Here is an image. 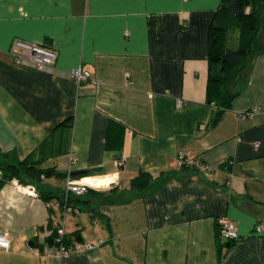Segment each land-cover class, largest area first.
I'll return each mask as SVG.
<instances>
[{
    "label": "crops",
    "instance_id": "crops-1",
    "mask_svg": "<svg viewBox=\"0 0 264 264\" xmlns=\"http://www.w3.org/2000/svg\"><path fill=\"white\" fill-rule=\"evenodd\" d=\"M220 1L0 0V163L32 152L60 174L0 187V264H264V51L208 124L207 30ZM14 39L55 50L54 65L15 63ZM78 67L89 72L79 84L68 75ZM180 151L202 164L180 168ZM68 169L114 180L70 196L78 212L63 215L40 194L59 197ZM139 172L151 179L133 188ZM220 217L236 240L217 235ZM57 225L68 244L99 246L48 256Z\"/></svg>",
    "mask_w": 264,
    "mask_h": 264
},
{
    "label": "trees",
    "instance_id": "trees-1",
    "mask_svg": "<svg viewBox=\"0 0 264 264\" xmlns=\"http://www.w3.org/2000/svg\"><path fill=\"white\" fill-rule=\"evenodd\" d=\"M218 7L207 30L209 67L205 101L214 105L213 113L208 121L210 125H214L223 111L231 106L233 98L245 84V70L249 59L264 51V48L258 49L257 40L264 0H221ZM227 16L235 18L234 21L227 24ZM70 121V119H66L56 125L51 134H54V130L59 126H68ZM54 152L58 153L57 150ZM33 156L31 152L17 164L0 163V187L12 178L21 183H27L30 180H39L41 176L60 175L54 168L37 166V162L41 161L43 157L33 160ZM227 165H230L229 159L222 164V166ZM89 174H92L90 170L83 171L82 175L77 176L86 178ZM150 179L151 176L148 173L139 172L131 179L130 186L144 188ZM40 197L45 201L55 198L48 194H40ZM67 241L66 235L65 242L67 243Z\"/></svg>",
    "mask_w": 264,
    "mask_h": 264
},
{
    "label": "built area",
    "instance_id": "built-area-1",
    "mask_svg": "<svg viewBox=\"0 0 264 264\" xmlns=\"http://www.w3.org/2000/svg\"><path fill=\"white\" fill-rule=\"evenodd\" d=\"M9 54L12 58V60L17 63H25L29 62L33 64V66L37 69H42L48 66H53L55 63L56 58V52L55 50L51 49L50 47H46L40 44H31L28 42H23L18 39H14L8 49ZM69 77L74 79L76 83H80L81 81H84V79L89 78V72L88 71H81V69L78 68H72V70L68 73ZM176 108L182 105V102L180 99L175 101ZM259 110L257 107H252L248 109V111L245 112H238L237 116L239 118H245L248 116H251L253 114L258 113ZM74 157L70 158V162H75ZM177 165L181 167H196L198 165H201L202 163L195 158L192 159H186L183 152L177 153L175 157ZM115 163L117 166H121V160L117 159L115 160ZM204 167L208 170V166ZM110 180L101 185L104 188H110L109 186L114 180L113 175L110 176ZM100 187L97 185H91L90 183L84 182L83 177L80 178H74L71 176L70 169L67 170L65 174V180L63 185V193L57 197L54 198V200H48V205L51 207H57L59 211L64 215L66 212H78L76 208L72 207L69 202L70 196H77V195H83L86 192H88L89 189H95L98 190ZM24 190L27 191L28 194H35V190L32 185L27 186ZM217 229H218V235L222 236L226 240L233 241L237 239V231L235 226L233 225L231 219L229 220L226 217H220L216 221ZM256 231H261L263 229V224L259 223L255 225ZM54 238H52L51 246L46 247L45 254L48 256H53L55 258H63L67 257L70 253L79 252L82 250H91V248H95L99 246V241L94 242H84V243H78L74 245H70L65 242L66 235L63 231V228L61 225H57L54 228ZM9 241L8 238H6V233L0 231V249H3L5 251L8 250Z\"/></svg>",
    "mask_w": 264,
    "mask_h": 264
},
{
    "label": "water",
    "instance_id": "water-1",
    "mask_svg": "<svg viewBox=\"0 0 264 264\" xmlns=\"http://www.w3.org/2000/svg\"><path fill=\"white\" fill-rule=\"evenodd\" d=\"M260 17H261L260 27H259V32L257 34L258 49L264 48V10L262 11V14ZM82 174H83V171H80V170H77L76 172L72 173L73 176L82 175ZM100 189H106V188L100 186V188L98 190H100ZM228 245H229V242L226 243V246H228Z\"/></svg>",
    "mask_w": 264,
    "mask_h": 264
},
{
    "label": "bare ground",
    "instance_id": "bare-ground-1",
    "mask_svg": "<svg viewBox=\"0 0 264 264\" xmlns=\"http://www.w3.org/2000/svg\"><path fill=\"white\" fill-rule=\"evenodd\" d=\"M110 179V176L99 175L98 177L86 176V178H83V181L90 183L91 185H97L98 187H100L101 185L107 183Z\"/></svg>",
    "mask_w": 264,
    "mask_h": 264
},
{
    "label": "rangeland",
    "instance_id": "rangeland-1",
    "mask_svg": "<svg viewBox=\"0 0 264 264\" xmlns=\"http://www.w3.org/2000/svg\"><path fill=\"white\" fill-rule=\"evenodd\" d=\"M226 18H227V19H226V23H227V24H228V23H229V24L232 23V22L234 21V19H235V18H233V17H231V16H227Z\"/></svg>",
    "mask_w": 264,
    "mask_h": 264
}]
</instances>
